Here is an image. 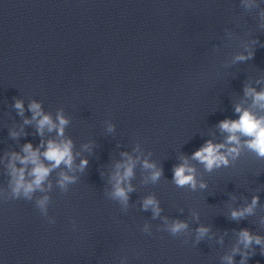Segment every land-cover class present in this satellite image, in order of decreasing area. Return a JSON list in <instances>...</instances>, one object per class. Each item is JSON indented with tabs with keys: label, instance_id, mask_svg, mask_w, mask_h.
<instances>
[{
	"label": "clouds",
	"instance_id": "clouds-1",
	"mask_svg": "<svg viewBox=\"0 0 264 264\" xmlns=\"http://www.w3.org/2000/svg\"><path fill=\"white\" fill-rule=\"evenodd\" d=\"M256 102H264V92L256 94L254 97ZM14 107L17 109L19 114H23L24 105L23 102L17 100L14 104ZM261 107H264V104H261ZM29 110L33 113L32 119L38 120V131L42 134L43 129L47 127L49 131L57 130L58 135H63L64 126L68 123V121L62 116L58 114L59 125L54 124L51 117L49 115L43 114L41 110V106L39 103L33 101L29 105ZM236 112L240 113V119L237 121L224 120L221 121L219 127L222 131L227 132L229 135L227 137V143L229 144H238V135L249 137V140L245 142L246 146L254 151L258 156L264 157V131H261L264 128V117H257L254 113H250L247 110H242L239 106L236 108ZM30 121L25 120V123H29ZM15 135V133H13ZM72 142L71 140L63 141L57 143L55 141H48L47 150L43 153L44 158L49 161L50 166H45L43 163L39 162L38 152L33 151L31 144H26L24 146L23 151L28 155L24 157L21 162L28 163L29 161L34 165L31 175L34 177L31 183L24 182V170H19L18 178L15 181V188L13 189L14 193L17 195L23 189L25 196L31 193L34 188L39 187L42 182L46 179L53 168L58 167L61 163L67 165L68 167L72 166L73 157L71 153ZM225 144H214L212 141H207L205 145H203L200 149L192 154V159L198 161L199 163L205 166L207 171H211L213 168H219L222 166H228L229 164V156L235 158L233 154L238 155V148L231 147L226 150L225 154ZM126 155V154H125ZM14 158H16V154H13ZM129 163L124 167L123 175L119 172L117 173L116 185H115V193L114 195L121 198L122 200H127V193L132 191L131 186L127 189L121 186V181L128 179L133 176V167L134 161H131L129 158ZM87 160H83L81 162V168L86 167ZM144 168L153 169L151 179L155 182L159 180L161 175L163 174L162 169H157L156 165L153 163H149L148 161H144ZM120 167V165H118ZM13 172L16 173V169L13 168ZM195 169L193 167H189L187 165V158L184 161L175 166L173 169V181L179 186L183 187L185 185H189L191 188H196V181L194 178ZM72 178L66 175H62L61 184L65 181H70ZM201 188L205 187L204 184L200 185ZM46 197L44 200L39 201L41 207L44 206ZM258 198H253V205L257 203ZM152 207L154 215H158L161 209L158 206V201L153 197H148L143 202V207L145 210ZM252 207H248L243 211H233L232 218L235 219L237 217L244 216L245 213H251ZM187 227V224L182 221H176L171 226V231L173 233H177ZM199 236H203L208 229L201 227L198 230ZM241 239L245 246L251 245L253 242L256 244H261L262 240L259 236H253L247 229H244L240 233Z\"/></svg>",
	"mask_w": 264,
	"mask_h": 264
}]
</instances>
